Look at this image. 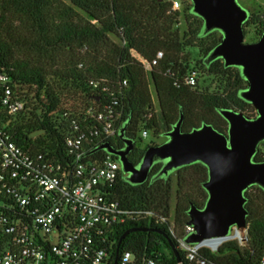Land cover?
<instances>
[{
  "label": "trees",
  "instance_id": "1",
  "mask_svg": "<svg viewBox=\"0 0 264 264\" xmlns=\"http://www.w3.org/2000/svg\"><path fill=\"white\" fill-rule=\"evenodd\" d=\"M188 1L190 5L184 10L187 27L181 31L182 13L173 11L172 0H0V69L24 104L25 98L33 95L32 103L37 105L33 111L23 110L15 117L5 114L7 109L0 105V123L24 150L62 162L69 159L65 140L77 132L74 123L79 124L78 133L88 137L84 147L87 161L108 155L105 151L89 155L104 142L123 144L120 131L126 125L129 138L137 133L140 137L143 129L164 135L178 123L181 114L184 132L209 124L227 133L228 122L220 109H253L249 103H240L245 78L240 69L226 67L222 59L206 63L221 42L222 33L215 30L204 34V21L193 13L192 2ZM248 25L257 26L260 37L264 13L249 12L245 27ZM193 49L198 51L197 61L191 55ZM159 52L164 54L159 65L146 70L140 59L151 62ZM193 63L198 71H204V83L213 78L218 85L205 86L204 91L198 80L197 87L187 86L184 78L191 71L200 78ZM169 69L171 74H167ZM151 87L160 107L157 114L151 111ZM91 107L119 115L115 138L94 139L90 125L83 123L85 111ZM149 147L136 149L129 160L139 165ZM253 160L264 162V142ZM162 168L160 162L156 163L149 179L139 185L129 183L121 171L112 188L107 189L124 209L147 215L115 223L96 238L90 250L105 251L106 264H115L125 252H131L137 262L145 258L155 264H178L164 234L173 239L174 229L178 237L184 236L191 205L204 207L208 193L203 183L208 180V169L195 163L158 178ZM173 173L178 184L174 208ZM244 195L250 212L248 247L228 241L216 254L206 253L213 264H260L264 251V190L251 186ZM132 228H151L162 234L133 232L118 251L122 235ZM181 258L187 264L183 253Z\"/></svg>",
  "mask_w": 264,
  "mask_h": 264
},
{
  "label": "built area",
  "instance_id": "2",
  "mask_svg": "<svg viewBox=\"0 0 264 264\" xmlns=\"http://www.w3.org/2000/svg\"><path fill=\"white\" fill-rule=\"evenodd\" d=\"M183 1L172 0L173 11H180ZM164 58L159 52L148 62L140 59L146 70L158 66ZM172 73V69L167 71ZM197 72L184 78L192 88L198 85ZM10 78L0 69V105L5 114L15 117L24 112L21 101L10 86ZM2 112V111H0ZM119 115L91 107L85 111V126L91 135L100 139H113L118 135ZM95 124H98L96 126ZM74 134L65 140L69 159L59 161L44 155H32L14 141L11 133L0 123V264H106L107 254L91 251L103 230L115 223H125L146 216L131 213L112 197V188L121 175V164L108 154L102 159L87 161L84 155L88 137L78 133L79 124H73ZM153 131L143 129L145 140ZM186 225L184 236L178 237L174 229L171 236L187 264H213L207 258L216 254L226 242L236 240L247 246V230L234 229L230 238L214 243L206 239L190 244L186 240L194 233ZM236 233V235H235ZM117 264H155L154 260L137 262L131 252L123 253ZM260 264H264V251Z\"/></svg>",
  "mask_w": 264,
  "mask_h": 264
},
{
  "label": "water",
  "instance_id": "3",
  "mask_svg": "<svg viewBox=\"0 0 264 264\" xmlns=\"http://www.w3.org/2000/svg\"><path fill=\"white\" fill-rule=\"evenodd\" d=\"M192 11L204 21V34L218 30L221 42L214 48L206 63L222 59L226 67L240 68L248 90L241 98L252 104L257 116L248 118L233 110L220 109L228 122V133H221L209 124H203L190 132L183 131L184 115L173 129L166 133L167 141L149 147L139 165L128 158L133 141L124 139L127 125L120 131V138L128 146L118 150L111 142H104L89 155L105 151L115 156L127 181L133 185L146 182L153 166L165 162L158 178L185 166L202 163L208 169V180L203 188L208 199L203 208L192 204L188 225L194 233L187 238L190 244L206 239L223 241L231 236L234 229L244 232L248 229L244 193L251 186L264 190V162L253 160L259 145L264 142V32L256 42H245V24L249 19L248 10L238 0H191ZM158 232L151 228L127 230L118 243V251L125 238L133 232ZM236 235V233H235ZM178 264H184L176 242L165 235ZM118 263L116 260L115 264Z\"/></svg>",
  "mask_w": 264,
  "mask_h": 264
},
{
  "label": "rangeland",
  "instance_id": "4",
  "mask_svg": "<svg viewBox=\"0 0 264 264\" xmlns=\"http://www.w3.org/2000/svg\"><path fill=\"white\" fill-rule=\"evenodd\" d=\"M239 4L246 10H248V12L250 13H264V0H238ZM188 5H190V2L188 0H185L182 3V8L180 10V13H182V17H181V31H184L186 29V22H185V18H184V10L186 8H188ZM258 28L255 25H248L245 27V42L246 43H253L256 42L258 40ZM191 55L194 57L195 61L198 60V51L196 49L191 50ZM194 64L193 63V67L194 68ZM196 69V68H194ZM198 71V67L196 69ZM200 72V78H199V83H200V88L202 90H206V88H203L205 86H209L211 84H215L214 83V79L210 78L209 80L207 79L206 83H204V75H203V70L198 71ZM218 85V84H217ZM216 85V86H217ZM215 86V85H214ZM213 86V88H215ZM152 90V102H153V108L151 109L152 113H159L160 111V107H159V103H158V99H157V95L154 91V88L151 87ZM27 93V92H26ZM25 98V97H24ZM25 109L24 111H33V107L36 108L37 105L36 103H32V99H33V95H30L28 98H25ZM250 111V110H249ZM15 120V118H14ZM163 134H152L150 133L149 137L147 139L144 140L145 146L148 144H153L155 143V141L157 142H161L164 143L165 142V138H163ZM160 137V139L158 140V138ZM172 180H173V195H172V206L173 208L175 207L176 201H177V191H178V184H177V175L176 173H173L172 175ZM172 218V222H173V216Z\"/></svg>",
  "mask_w": 264,
  "mask_h": 264
},
{
  "label": "flooded vegetation",
  "instance_id": "5",
  "mask_svg": "<svg viewBox=\"0 0 264 264\" xmlns=\"http://www.w3.org/2000/svg\"><path fill=\"white\" fill-rule=\"evenodd\" d=\"M238 69H240V68H238ZM248 90V82L245 80V85H244V88L242 89V91H241V93L242 92H244V91H247ZM240 93V94H241ZM240 99L242 100V101H240V103L242 104V105H248V102L247 101H245L244 99H242L241 98V96H240ZM250 104V103H249ZM252 105V104H251ZM253 107V106H252ZM232 108V110L233 111H249V110H243L241 107H237V106H233V107H231ZM250 111H254V113L253 114H246V116L248 117V118H254V117H256L257 116V112H256V109L253 107V109H251ZM244 114V113H243ZM229 129V128H228ZM228 129H227V133H228ZM166 134V133H165ZM165 134H164V136H163V138H165V141H167V137L165 136ZM121 139V138H120ZM124 139H126V140H131V141H133V147L131 148V150H130V152H129V154H128V158L132 155V153L136 150V149H144V148H146L147 146H157V145H160V144H162L161 142H156L155 141V143H153V144H148V145H146L145 146V143H144V140H142L140 137H139V134L137 133L136 135H135V138H129V137H127V135H126V133H125V136H124ZM160 139V137L158 138V140ZM122 140V139H121ZM123 141V140H122ZM118 150H120V151H122V150H125V149H127V145L123 142V144H115L114 145ZM163 166H164V164H165V162H160ZM203 208V207H202Z\"/></svg>",
  "mask_w": 264,
  "mask_h": 264
},
{
  "label": "bare ground",
  "instance_id": "6",
  "mask_svg": "<svg viewBox=\"0 0 264 264\" xmlns=\"http://www.w3.org/2000/svg\"><path fill=\"white\" fill-rule=\"evenodd\" d=\"M218 242H219L218 240L214 241V243H218Z\"/></svg>",
  "mask_w": 264,
  "mask_h": 264
}]
</instances>
